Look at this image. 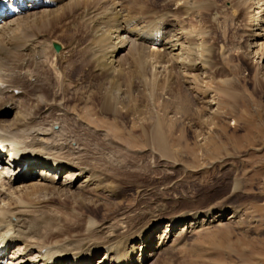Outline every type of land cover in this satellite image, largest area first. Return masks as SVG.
<instances>
[{
  "label": "bare ground",
  "instance_id": "obj_1",
  "mask_svg": "<svg viewBox=\"0 0 264 264\" xmlns=\"http://www.w3.org/2000/svg\"><path fill=\"white\" fill-rule=\"evenodd\" d=\"M155 2L0 0V260L3 263L141 264L156 248L154 244L165 245L170 236H176L179 227H183L182 232L226 218V204H221L214 215L203 212L190 216L191 212H186L163 225L166 218L154 216L143 230H135L133 234L129 231L127 235L102 223L99 235L104 240L96 247L97 244L90 243L92 240H50L63 236L57 232L60 226L55 228L52 221L61 206L59 200L77 194L84 203L83 194L87 192L84 187H91L94 196L99 192L112 193L106 184L115 178L111 167H127L138 178L147 168L136 159L139 155L149 153L171 159L174 154L169 137L171 130H182L180 117H190L188 121L200 128L194 135L202 136V140L211 134L218 137L219 129L210 130V126L223 122L219 115L221 106L227 104L232 114L246 95L236 76L229 77L221 69L223 65L217 70L216 56L204 39L206 33L200 23L211 0H160L159 6L153 5ZM253 2L261 14L257 12L252 17L255 28L247 35L244 33L243 46L247 47L246 55L258 46V58L262 61L264 0ZM4 4L8 9L16 6L18 13L12 16L2 10ZM150 4L153 6L147 10ZM211 18L216 19V15ZM57 38L68 42L66 53H55L61 50L52 46ZM156 64H164L163 67L168 64V74L163 80L152 72ZM213 68L217 70L214 74ZM96 70L98 73L94 74ZM64 80L77 83L78 87L70 90ZM136 81L142 86L144 104H157L160 111L150 117L146 114L145 126L141 123L147 106L133 97ZM81 88H87V93L79 92ZM64 89L70 91L71 98L66 99ZM159 91L168 94V98L158 101ZM74 99L78 103L68 106ZM94 103L98 113L116 119L121 131L129 135V145L115 139L109 129L95 134L86 128L89 122L80 113L87 105L93 111ZM172 107L178 117L167 115ZM128 117L133 119L131 132L124 125ZM208 125L210 131H204ZM90 137L96 141L89 149L86 143ZM96 154L99 157L94 158ZM96 168L98 171L94 172ZM61 176L64 183L59 182ZM77 183L85 186L72 190ZM237 188L236 183L233 191ZM28 212L39 215L34 214L38 215L34 218ZM236 215L237 210L233 209L228 217ZM78 220L77 216L76 226L71 229L79 228ZM94 225L96 222L89 218L86 230L94 231ZM122 226L119 230L126 226L130 229L131 224ZM8 247L9 255L5 251ZM136 249L138 257H134ZM83 252L85 255L81 256ZM99 253L102 257L95 262Z\"/></svg>",
  "mask_w": 264,
  "mask_h": 264
},
{
  "label": "rangeland",
  "instance_id": "obj_2",
  "mask_svg": "<svg viewBox=\"0 0 264 264\" xmlns=\"http://www.w3.org/2000/svg\"><path fill=\"white\" fill-rule=\"evenodd\" d=\"M158 1L160 0L153 5L159 6ZM253 1L244 4V0H211V6L203 10L202 14L203 21L200 27L206 33L204 39L207 45L216 56L214 62L218 63L217 70L223 65L221 69L229 73V77L236 76V81L246 93L240 100L242 104L237 106L232 114L227 110V104L223 103L221 106L222 112L219 114L223 121L219 123L221 128L218 123L210 126V130L219 129L220 135L215 138L211 134V138L209 136L202 140V136L194 135L200 128L193 125L192 121H188L190 117H180L184 125L182 130H171L169 137V147L174 154L171 159L149 153L148 156H137L136 159H140L142 164L147 166L138 178L134 177L135 174L129 172L127 167L125 169L111 167V174L115 175V178L106 181V184L112 193L99 192L94 196L92 188H86L85 184H82L87 191L83 194L84 203H81L77 194L67 195L65 199L58 201L61 206L56 213L57 217L52 221L55 228L60 226L57 232L63 236L50 237V240L53 242L63 239L67 241L70 238L81 242L92 240L90 243L97 244L96 247L104 240L99 235L103 228L100 227L102 223H105L103 226L112 227L118 233L120 231L127 235L129 231L133 234L135 230H143L154 216L166 218L162 222L163 225L170 222L173 216H182L186 212H191L190 216L203 212L214 215L221 209L220 206L226 204V218H222V221L204 223L182 232L180 230L183 227H179L174 234L176 236H170L165 245L161 247L158 242L154 244L156 248L149 253L148 260L141 264H264V60L258 58V46L252 49L250 55H246L247 47L243 46L244 33L247 35L255 28L252 26L254 22L252 17L259 13ZM153 5H148L147 10ZM166 13L164 11L162 14L165 16ZM214 15L216 19L211 18ZM54 40L61 43V50L55 53H66L68 42L59 38ZM125 53L126 50L121 52L120 56ZM163 65L156 64V68L152 69L161 80L167 76L169 68L168 64L164 67ZM77 67V64L73 66L75 69ZM217 70L213 68L211 71L214 74ZM93 73L97 74L98 70ZM255 73L257 76L254 78ZM219 76L217 75V78ZM259 78L262 79L259 81ZM63 83L68 84L70 90L78 87L77 83H68L65 80ZM64 90L67 93L66 99L71 98L68 94L70 91ZM133 90V97H138L140 105H143L144 98H141L143 89L138 81L133 84ZM86 91L87 88L79 90L83 94L87 93ZM160 93L161 99L158 98V101L168 98L164 91H159ZM124 96L127 99L126 95ZM75 100L68 102V106L73 102L77 104ZM95 103L93 111L89 105L81 110L80 116L89 122L85 127L95 134H102L104 129H109L115 139L129 145V135L121 131V126L114 117L98 113ZM173 107L167 110V115L171 118L179 116ZM145 109L141 126H145L153 112L154 114L160 112L157 104L148 105L147 110ZM146 114L149 116L146 117ZM58 115L54 114V117ZM12 117L13 114L9 118ZM132 121L133 119L128 117L124 124L128 132H131L129 129ZM169 128L171 129L170 126ZM208 128L209 125L203 130ZM89 141L86 146L90 149L94 146L96 138L90 137ZM143 149L149 151L147 146ZM93 157L99 156L96 154ZM122 159L123 157H120L121 161ZM101 162L107 165L104 160ZM97 171L98 168L94 172ZM59 182L64 183L63 178ZM236 183L238 188L233 191ZM79 186L81 184L77 183L72 190L80 188ZM233 209L237 210V215L230 219L228 215ZM36 213L28 212L27 215L37 218L39 213L34 216ZM77 216L80 226L71 229L76 226ZM89 218L96 222L94 231L86 230ZM190 219L191 217L188 220ZM122 223L131 224L130 229L126 226L119 230L123 227ZM5 251L9 255L11 250L8 247ZM82 255H85L84 252ZM138 255L139 251L136 249L134 257ZM100 257L101 253L94 261ZM0 264L5 263L0 260Z\"/></svg>",
  "mask_w": 264,
  "mask_h": 264
},
{
  "label": "water",
  "instance_id": "obj_3",
  "mask_svg": "<svg viewBox=\"0 0 264 264\" xmlns=\"http://www.w3.org/2000/svg\"><path fill=\"white\" fill-rule=\"evenodd\" d=\"M52 44H53V47H54L55 50H57V51L60 50L61 45L58 42L53 41Z\"/></svg>",
  "mask_w": 264,
  "mask_h": 264
}]
</instances>
